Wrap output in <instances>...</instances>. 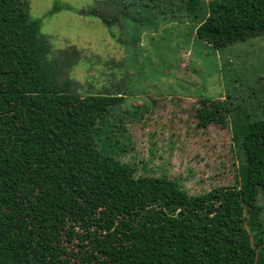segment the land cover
Returning <instances> with one entry per match:
<instances>
[{"label":"trees","instance_id":"trees-1","mask_svg":"<svg viewBox=\"0 0 264 264\" xmlns=\"http://www.w3.org/2000/svg\"><path fill=\"white\" fill-rule=\"evenodd\" d=\"M208 7L196 33L216 48L264 34V0ZM104 8L56 4L52 12L74 10L111 27L128 3L121 17ZM41 28L29 0H0V264H257L263 256L242 224V201L264 192V116L245 111L249 119L233 126L242 190L227 201L221 188L190 195L168 177H137L108 152L110 137L102 148L96 140L123 96L76 94L73 79L60 80L59 52Z\"/></svg>","mask_w":264,"mask_h":264},{"label":"rangeland","instance_id":"rangeland-1","mask_svg":"<svg viewBox=\"0 0 264 264\" xmlns=\"http://www.w3.org/2000/svg\"><path fill=\"white\" fill-rule=\"evenodd\" d=\"M210 1L190 7L191 0H29V13L41 18L42 35L59 52L60 80L73 79L80 96H123L103 137L96 136L100 148L108 136V152L133 164L135 176L168 177L190 195L221 188V201H227L232 190H242L244 157L233 126L249 119L245 111L251 119L264 116V34L212 46L196 33ZM125 3L126 16L111 27L74 10L52 12L56 4H68L108 7V17H121ZM206 99L210 103L198 109ZM254 199L242 201V224L263 256L257 264H264L260 187Z\"/></svg>","mask_w":264,"mask_h":264}]
</instances>
